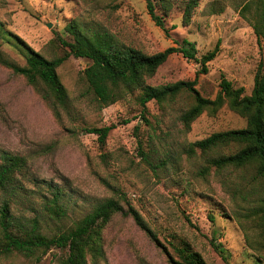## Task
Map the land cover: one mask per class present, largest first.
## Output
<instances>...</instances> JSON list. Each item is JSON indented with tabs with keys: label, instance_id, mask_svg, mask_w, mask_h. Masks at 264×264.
Segmentation results:
<instances>
[{
	"label": "rangeland",
	"instance_id": "rangeland-1",
	"mask_svg": "<svg viewBox=\"0 0 264 264\" xmlns=\"http://www.w3.org/2000/svg\"><path fill=\"white\" fill-rule=\"evenodd\" d=\"M169 1L166 15L156 8L164 30L149 16L144 0H0V154H18L26 161L18 175L23 188L18 190L13 213L38 216L40 230L52 235L118 191L126 199L123 207L131 205L150 233L131 215L118 212L103 230L101 256L88 264H170L167 253L176 258L174 247L184 241L207 264H264V251L246 243L245 232L256 238L252 230L245 231L249 221L232 214L242 215L256 203L264 193V181H254L251 168L203 174L204 156L187 157L180 152L186 142L244 127L243 117L224 104L214 115L203 112L183 134L177 113L188 102L181 100L163 112L151 100L144 113L156 132L150 138L137 92L103 108L87 93L81 78L90 63L87 58L71 55L58 67L71 101L69 113L60 110L58 116L14 72L24 64L26 54L17 38L47 58L60 56L72 40L67 26L75 21L90 31H107L147 54L178 46L186 38L195 43L199 58L219 41V51L208 62L207 72L196 76L198 61L172 53L147 83L196 78L200 94L214 98L224 76L249 94L257 67L264 62V40L257 39L236 8L244 0H197L188 24L182 23L188 0ZM112 123L103 146L96 134L84 130ZM138 140L144 151H155L147 159L138 151ZM160 159L164 165L158 164ZM55 188L63 191L60 202L67 210L61 219L42 209ZM63 254L58 248L49 249L39 259L13 254L0 258V264H58Z\"/></svg>",
	"mask_w": 264,
	"mask_h": 264
},
{
	"label": "trees",
	"instance_id": "trees-1",
	"mask_svg": "<svg viewBox=\"0 0 264 264\" xmlns=\"http://www.w3.org/2000/svg\"><path fill=\"white\" fill-rule=\"evenodd\" d=\"M144 1L151 19L165 30L163 18L156 13V8L158 6L166 15L171 2ZM196 4L197 0H188L185 3L182 12L183 24L190 22ZM236 8L240 16L249 22L257 39L264 40V0H244ZM67 27L72 40L67 43L68 48L63 50L62 55L53 58L45 57L16 37L26 49V54L24 64L15 68L14 72L25 78L55 116L60 114V110L69 113L71 109L68 91L57 69L71 55L84 57L89 59L90 63L82 70L81 78L87 93L95 103L103 108L137 92L136 100L141 106V117L152 132L148 135L150 138L156 136V132L144 113L147 110L146 104L151 100L156 102L163 112L173 108L174 104L181 100L188 102L186 106L178 108L177 113L179 130L183 134L189 131L191 123L203 112L214 115L226 104L230 110L245 119V126L213 132L202 139L186 142L180 152L187 157L196 154L204 156L206 162L200 168L203 174L212 170L217 173L227 168H251L253 180L264 181V62L259 63L257 67L249 94L244 93L243 87H234L230 80L222 76L215 97L208 98L202 96L195 87L196 78L161 85L148 84L147 79L155 74L158 67L172 53H180L187 59L198 61L200 68L196 76L207 72L208 62L214 59L219 51V41L199 58L196 55L195 43L186 38L182 39L178 46H169L162 51L147 54L121 42L107 31H90L75 21ZM113 127L112 123L101 127L90 126L84 130L96 134L99 144L103 146ZM137 142L138 151L144 159L149 157V152H155L152 148L149 152L144 151L142 141ZM228 146L237 148L228 153L220 151ZM25 162V158L18 154H0V258L18 254L39 259L49 249L58 248L64 251V254L58 257V264H88L90 260L94 262L102 254L103 230L118 212L131 215L139 227L150 233L139 213L131 205L123 207L122 202L126 203V199L118 191H115V196L94 204L89 212L69 228L52 235L43 233L39 228L38 216L27 218L25 215L13 213V205H17L18 190L23 188L18 175ZM158 164L164 165V159H160ZM62 193L60 188H55L51 197L45 198L42 207L55 219L67 215L65 206L60 202ZM245 209L242 215L234 211L232 214L238 220L243 218L249 221L245 231L252 230L256 234V238L251 239L248 232H245L246 243L259 252L264 251V193L259 195L255 204ZM212 244L219 248V245ZM174 251L176 258L166 252L170 264H207L201 254L185 241L181 246L174 247ZM219 252L222 250L219 249Z\"/></svg>",
	"mask_w": 264,
	"mask_h": 264
}]
</instances>
